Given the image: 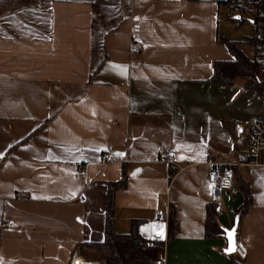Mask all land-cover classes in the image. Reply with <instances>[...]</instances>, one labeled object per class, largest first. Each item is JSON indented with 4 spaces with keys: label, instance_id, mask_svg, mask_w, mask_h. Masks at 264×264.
Segmentation results:
<instances>
[{
    "label": "crops",
    "instance_id": "obj_1",
    "mask_svg": "<svg viewBox=\"0 0 264 264\" xmlns=\"http://www.w3.org/2000/svg\"><path fill=\"white\" fill-rule=\"evenodd\" d=\"M222 9L210 0H0V264L99 262L83 245L103 241L108 185L123 173L114 229L138 223L143 238L165 241L163 264H264V166H232L235 194L206 180L208 163L247 150L245 121H264V97L239 81H208L214 62L233 59L217 40ZM241 182L252 197L243 214ZM207 204L223 229L215 239L204 236ZM234 226L243 262L225 253Z\"/></svg>",
    "mask_w": 264,
    "mask_h": 264
},
{
    "label": "trees",
    "instance_id": "obj_2",
    "mask_svg": "<svg viewBox=\"0 0 264 264\" xmlns=\"http://www.w3.org/2000/svg\"><path fill=\"white\" fill-rule=\"evenodd\" d=\"M217 2L220 0H210ZM260 13L255 20L243 18L238 21V25L249 21L252 32L250 36H244L241 41L229 40L224 36L217 37L218 42L222 43L228 53L233 58L231 61H216L212 64V75L208 81L217 85H232L240 82L244 88L254 90L258 95L264 97V40L257 38L253 34L254 30L264 28V3L259 5ZM229 19L233 16L228 15ZM250 45L252 47V58L247 57L239 45ZM248 77L250 80H248ZM125 184V174L121 179L109 184L107 196V215L105 221V234L102 242L86 243L84 249L94 252L95 258L101 264H156L159 253L164 249L165 241L143 238L138 232V223H133L128 234H118L114 229L112 218L113 192L122 188ZM240 190L243 193L244 203L239 208V214L245 213L251 205L252 197L248 185L240 183ZM214 204L206 205V215L204 222L205 239H215L221 237V229L214 211ZM109 212V213H108ZM169 240V239H168ZM167 240V241H168Z\"/></svg>",
    "mask_w": 264,
    "mask_h": 264
},
{
    "label": "built area",
    "instance_id": "obj_3",
    "mask_svg": "<svg viewBox=\"0 0 264 264\" xmlns=\"http://www.w3.org/2000/svg\"><path fill=\"white\" fill-rule=\"evenodd\" d=\"M227 15L238 16L239 20L247 18L255 20L259 13V5L264 3V0H220ZM253 34L259 39L264 40V28L259 27L254 30ZM140 46L136 43L132 44L129 48L130 54L137 53ZM248 80L250 78L248 77ZM244 126L246 127L248 148L244 153L237 156L236 161L231 164H219V163H208V173L206 180L209 185L220 190L225 191L229 194L237 193V190L233 185V172L232 166L241 167H254L264 166V121L254 120L245 121ZM166 162H173L174 152H168L165 155ZM101 160L104 164H110L114 161V155L108 150L101 151ZM83 201V197H79ZM219 210V207L216 208ZM153 219L157 223H162L166 220V216L161 215L158 212H154ZM8 225L11 222L7 223ZM234 255L236 258L243 262L246 259L247 251L242 243L237 241L235 243ZM158 264H163V257L161 255Z\"/></svg>",
    "mask_w": 264,
    "mask_h": 264
},
{
    "label": "rangeland",
    "instance_id": "obj_4",
    "mask_svg": "<svg viewBox=\"0 0 264 264\" xmlns=\"http://www.w3.org/2000/svg\"><path fill=\"white\" fill-rule=\"evenodd\" d=\"M219 23H220V33L227 38L234 39L237 41H241L244 36H250L252 32V28L249 21H245L242 24L238 25L237 20L228 18V15L224 9L220 10ZM244 45H245L244 53L250 57L252 52V47L247 44ZM160 257H161V253H159L156 264H158V262L160 261ZM94 258H95V254H94ZM95 260L97 259L95 258Z\"/></svg>",
    "mask_w": 264,
    "mask_h": 264
},
{
    "label": "water",
    "instance_id": "obj_5",
    "mask_svg": "<svg viewBox=\"0 0 264 264\" xmlns=\"http://www.w3.org/2000/svg\"><path fill=\"white\" fill-rule=\"evenodd\" d=\"M234 20H239L238 16L233 17ZM229 233L232 234L231 240L229 239ZM225 238L227 240V248L225 250V253L227 254H233L234 253V248H235V243L237 242L236 239V226H234L231 230L225 232Z\"/></svg>",
    "mask_w": 264,
    "mask_h": 264
},
{
    "label": "bare ground",
    "instance_id": "obj_6",
    "mask_svg": "<svg viewBox=\"0 0 264 264\" xmlns=\"http://www.w3.org/2000/svg\"><path fill=\"white\" fill-rule=\"evenodd\" d=\"M77 264H100L99 262H86L81 257L77 256Z\"/></svg>",
    "mask_w": 264,
    "mask_h": 264
},
{
    "label": "snow or ice",
    "instance_id": "obj_7",
    "mask_svg": "<svg viewBox=\"0 0 264 264\" xmlns=\"http://www.w3.org/2000/svg\"><path fill=\"white\" fill-rule=\"evenodd\" d=\"M161 229H162V226H161ZM159 235H160L161 238H163V232H162V230H161V232L159 233ZM231 238H232V234L229 233V239L231 240Z\"/></svg>",
    "mask_w": 264,
    "mask_h": 264
}]
</instances>
